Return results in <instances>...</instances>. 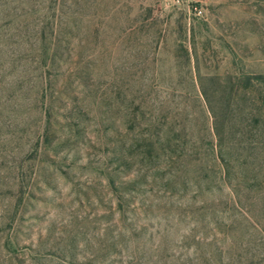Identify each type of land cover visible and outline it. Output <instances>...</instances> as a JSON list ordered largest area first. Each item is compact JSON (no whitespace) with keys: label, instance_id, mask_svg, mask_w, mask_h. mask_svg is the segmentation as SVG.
<instances>
[{"label":"rangeland","instance_id":"374dc122","mask_svg":"<svg viewBox=\"0 0 264 264\" xmlns=\"http://www.w3.org/2000/svg\"><path fill=\"white\" fill-rule=\"evenodd\" d=\"M57 2L72 28L69 62L45 75L53 115L28 99L2 118L12 131L0 141V264H264V156L153 162L142 153L150 115L130 125L126 89L167 116L162 134L185 108L186 138L173 142H195L213 128L201 88L221 108L227 76L264 73V0Z\"/></svg>","mask_w":264,"mask_h":264},{"label":"trees","instance_id":"16d2710c","mask_svg":"<svg viewBox=\"0 0 264 264\" xmlns=\"http://www.w3.org/2000/svg\"><path fill=\"white\" fill-rule=\"evenodd\" d=\"M57 3V0H0V141H6L5 137L10 134L5 133L6 129L12 131L2 118L5 114L11 116V113L21 112L28 99L32 100L30 109L41 110L46 122L53 115L54 92L47 85L45 75L61 62H69L70 59H65L62 54L61 48L64 46L61 44L66 42L64 33L72 28L69 22H63L61 15H65V12L57 13ZM27 6L32 9L26 10ZM30 14L36 15V20L32 21L36 23L31 24L34 33H29L31 25L24 23ZM31 37H34V44ZM227 77L231 85L224 94L229 100L221 108L211 102V93L201 88V95L213 118V128L206 124L201 126L195 142L189 139L192 150L187 146L189 140H184L182 145L177 142L174 145L173 142V139L186 138V125L178 120V111L185 113V108H176L171 115L172 125L162 134V117L166 119L167 116L157 118L153 110L156 107L147 101L148 96L141 93L139 98L134 90L126 88L130 89L135 109L128 114L130 125L139 124L138 115L143 118L150 115L142 132L144 157L153 162L165 157L167 165L172 167L193 164L207 168V163L203 165L202 154L209 150L218 166L229 168L232 162L225 155L231 157L234 153H241L239 156L245 158V166H249L250 157L257 154L255 159H250L251 163H255L264 156V73L249 75L240 71ZM128 80H133L132 75H129ZM201 112L206 120L207 114L202 105ZM175 133L177 137L172 138ZM253 152H256L255 155Z\"/></svg>","mask_w":264,"mask_h":264},{"label":"built area","instance_id":"2783aa9c","mask_svg":"<svg viewBox=\"0 0 264 264\" xmlns=\"http://www.w3.org/2000/svg\"><path fill=\"white\" fill-rule=\"evenodd\" d=\"M194 9H195L197 15L201 16L203 14V9L197 8V7H195Z\"/></svg>","mask_w":264,"mask_h":264}]
</instances>
